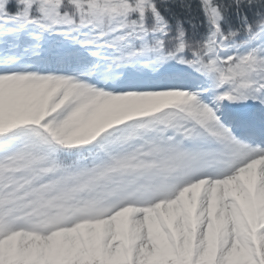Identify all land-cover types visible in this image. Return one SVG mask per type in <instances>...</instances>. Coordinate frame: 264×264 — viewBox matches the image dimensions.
<instances>
[{"label":"trees","instance_id":"16d2710c","mask_svg":"<svg viewBox=\"0 0 264 264\" xmlns=\"http://www.w3.org/2000/svg\"><path fill=\"white\" fill-rule=\"evenodd\" d=\"M53 9L57 30L70 18L72 40L88 41L86 73L93 66L90 79L109 89L47 77L43 86L24 91L27 100H22L16 118L9 101L0 99V141L17 139L19 166L31 172L20 188L0 191V223L18 214L29 224H52L82 204L94 206L121 186L133 185L139 170L157 174L152 162L164 160L169 150L171 156V142L149 139L145 148L134 150L126 144L147 128L157 132L166 122L174 126L175 113L142 119L137 114L139 94H130L122 105L115 103L114 92L140 79L152 80L160 47L166 61L200 67L214 87L227 83L234 88L247 80L248 72L264 71V40L256 42L264 27V0H0V38L18 31L37 36ZM77 54L66 49L61 53L63 59ZM34 62L44 64L46 58ZM37 74L35 79L42 77ZM6 78L0 77V98L8 88ZM186 100L185 110L193 114L209 111L198 99ZM89 143L98 145L90 153L62 151ZM8 169L9 164L0 163V177ZM253 192L256 203L264 205V179ZM235 194L242 199L239 187ZM262 241L259 236L258 243ZM74 264L105 262L91 257Z\"/></svg>","mask_w":264,"mask_h":264},{"label":"rangeland","instance_id":"374dc122","mask_svg":"<svg viewBox=\"0 0 264 264\" xmlns=\"http://www.w3.org/2000/svg\"><path fill=\"white\" fill-rule=\"evenodd\" d=\"M55 21L56 13L52 11L47 17L44 36L31 41L25 56H21L22 50L17 44L8 47L10 43L0 42V71L7 76L18 75L19 64L25 61L26 55L31 59L35 54L43 55L46 34L50 35L52 45L64 38L51 32ZM13 40L10 38L9 42ZM14 41L28 42L27 39ZM161 64L159 78L187 70L181 63L161 61ZM8 81L5 95L0 99L9 101L10 111L16 114L22 100H27L24 91L38 83L25 78ZM258 81L254 79L253 86H259ZM174 84V80L159 79L156 86L146 90L139 102V116H152L166 108L175 110L189 93L210 103L212 98L208 92H216L211 86L203 91L195 87L180 90ZM2 87L0 84V91ZM217 97L224 107L245 120L251 119L260 100L259 92L247 85L235 90L225 87ZM124 99L126 95L119 101L125 103ZM209 116L212 119L211 113ZM217 117L229 129L228 137L236 141L216 138L198 117L189 123L183 121L181 139L188 147L184 152L181 150L175 161L169 162L172 186L164 194L166 199L150 206L156 199L153 196H145L139 202L136 197L119 192L101 207L78 218L82 221H62L42 233L16 221L0 223V264H72L91 257L106 264H251L257 260L249 248V240L259 231L264 239V205H255L251 186L264 179V145L241 137L247 125L239 130L238 123L232 127L219 113ZM255 127L258 135L248 138L261 143L264 125ZM141 144V140H135L132 147ZM186 167H195L197 171L179 175L178 171ZM7 181L16 185L21 176L11 175ZM237 187L243 192L240 204L234 196ZM262 244L259 252L264 261Z\"/></svg>","mask_w":264,"mask_h":264}]
</instances>
